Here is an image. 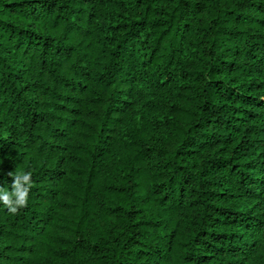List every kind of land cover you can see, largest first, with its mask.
Wrapping results in <instances>:
<instances>
[{
	"label": "trees",
	"instance_id": "obj_1",
	"mask_svg": "<svg viewBox=\"0 0 264 264\" xmlns=\"http://www.w3.org/2000/svg\"><path fill=\"white\" fill-rule=\"evenodd\" d=\"M25 189L0 264H264V0H0Z\"/></svg>",
	"mask_w": 264,
	"mask_h": 264
},
{
	"label": "clouds",
	"instance_id": "obj_2",
	"mask_svg": "<svg viewBox=\"0 0 264 264\" xmlns=\"http://www.w3.org/2000/svg\"><path fill=\"white\" fill-rule=\"evenodd\" d=\"M24 181L29 180V175L25 174L23 176ZM15 188H19V178H17L16 182L14 183ZM12 196H15L16 199L13 200ZM26 198H27V189L23 191V194H21L19 191L12 193L11 195L8 193H0V199H2V202L9 206V210L12 213H15L17 211L18 207H22L26 203Z\"/></svg>",
	"mask_w": 264,
	"mask_h": 264
}]
</instances>
